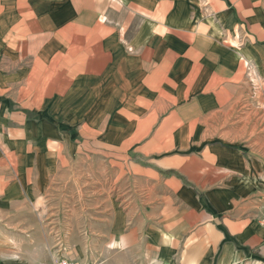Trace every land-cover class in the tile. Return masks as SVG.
Listing matches in <instances>:
<instances>
[{"label":"crops","instance_id":"obj_1","mask_svg":"<svg viewBox=\"0 0 264 264\" xmlns=\"http://www.w3.org/2000/svg\"><path fill=\"white\" fill-rule=\"evenodd\" d=\"M248 61L264 76V0H0V264H264ZM89 155L112 210L50 190Z\"/></svg>","mask_w":264,"mask_h":264},{"label":"rangeland","instance_id":"obj_2","mask_svg":"<svg viewBox=\"0 0 264 264\" xmlns=\"http://www.w3.org/2000/svg\"><path fill=\"white\" fill-rule=\"evenodd\" d=\"M234 44L235 43H233L232 41L228 42V45L234 46ZM244 66V77L251 88V93L256 94L257 91L261 93L260 91L263 90L264 94V76H261L257 73V67L252 61L245 62ZM78 121L80 123L81 119L78 118ZM66 122L67 126H69L70 123H74L76 122V120L66 119ZM74 141L77 142L81 153H87L85 150L86 147H84L82 143L90 142L91 139H83L81 136H79L76 137ZM80 152H78V159H76V161H81L86 157L85 154H81ZM68 154L69 150L67 148V150L65 151V155L69 157ZM89 156L92 157L91 155ZM130 157L131 154L129 153L126 159H129ZM92 158H94L93 164L95 165V167H93L92 169L93 171L84 162L79 163L77 170H75V168L73 170V168L70 167H59L58 169L54 170L53 173H55L56 175H60L61 178H58L60 182H53V188L51 186L50 190L55 191L56 199L58 197L59 201H61V205H64V203H69L70 199H74L78 203V205L82 206L83 208L89 207L91 205H98L99 207H101L102 205H106L111 210L113 208H116L117 202L119 201V195L117 194L119 191V182L116 178L110 176L109 179L106 180V184L104 185L107 187L104 188V190L107 189V192H109V196H107V194L105 193H102L103 183L101 181V173H98V170L101 172L102 167L100 166L98 168L97 165V161H100L101 156H94ZM127 169L125 170L126 177L127 175H129ZM126 177L121 180V184L122 191L124 190L128 195L127 192L130 187V182L126 179ZM54 186H56L57 189L54 190ZM71 195L77 197L78 200L71 197ZM129 201L130 199L127 198L125 200V203ZM81 217L85 219V216Z\"/></svg>","mask_w":264,"mask_h":264},{"label":"built area","instance_id":"obj_3","mask_svg":"<svg viewBox=\"0 0 264 264\" xmlns=\"http://www.w3.org/2000/svg\"><path fill=\"white\" fill-rule=\"evenodd\" d=\"M263 224H264V219H263ZM60 241V240H59ZM48 264H76L75 262H72L71 260H69L68 258H66L63 254H62V250H61V254L57 255L52 262L48 263Z\"/></svg>","mask_w":264,"mask_h":264}]
</instances>
